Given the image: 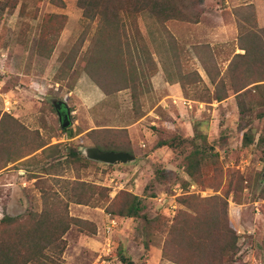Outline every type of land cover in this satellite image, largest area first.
<instances>
[{
  "label": "rangeland",
  "instance_id": "1",
  "mask_svg": "<svg viewBox=\"0 0 264 264\" xmlns=\"http://www.w3.org/2000/svg\"><path fill=\"white\" fill-rule=\"evenodd\" d=\"M0 1L16 4L0 10V120L12 118L0 130V220L40 212L45 197L58 195L87 222L66 234L61 264H123L122 255L133 264H264V89H254L264 82L235 94L231 82L244 80L246 67L230 69L250 48L261 65L252 74L264 77V0H179L186 18L121 12L118 25L85 19L79 0ZM83 81L104 96L80 88ZM53 99L69 105L66 128ZM112 139L130 143L136 161L85 158L83 149ZM193 153L204 188L185 171ZM191 181L206 191L205 215L183 207L188 233L171 243L183 218L170 220L164 199ZM95 187L107 195L96 204L71 199ZM122 194L144 210L116 218L108 253L107 208Z\"/></svg>",
  "mask_w": 264,
  "mask_h": 264
},
{
  "label": "trees",
  "instance_id": "2",
  "mask_svg": "<svg viewBox=\"0 0 264 264\" xmlns=\"http://www.w3.org/2000/svg\"><path fill=\"white\" fill-rule=\"evenodd\" d=\"M52 3L64 5L63 0H52ZM15 5L16 4L13 2L4 3L0 1V10L15 8ZM78 5L83 10L85 19L88 20L100 16L103 18L105 17L109 22L108 24L117 25L119 23L118 16L121 12H127L128 16L134 20L143 13H149L153 18L163 23L187 17V12L179 8V6L182 5L179 0H79ZM243 50H245V54H237L230 68L236 72L242 67H246L245 73L247 76L244 75V80L237 79L231 82L233 87L232 91L239 95L241 94L240 92L247 93V91H249V86L264 82L263 76L257 78L252 74V70H254V68L258 69L261 65L252 62L253 59L250 58L251 49L243 48ZM240 61L242 65L235 67ZM261 69H264V65H262ZM90 73L92 74V72ZM248 74H250V76H248ZM212 83L214 84L215 81ZM223 83H221V85L225 87L226 84ZM219 85L220 83L217 84V87ZM260 88L264 89V85L254 86L256 91ZM134 97L133 95V99H135ZM224 99L225 98H223L220 93L215 96V100L222 101ZM135 105L137 104L135 103ZM4 117H6L3 118L4 120H0L1 132L3 130L4 121L12 119L7 115ZM246 140L248 142L251 141L247 136ZM103 143L104 145H101L100 142H98V145H95V147L103 152H126L131 154L129 150V148L132 150L130 143L124 148H121L122 144L113 139L104 141ZM162 145L166 144H161V146ZM84 161L88 160L84 159ZM185 169L190 178L198 182L201 188H204L202 184H204L206 180L200 172L196 153L188 157ZM190 183L184 190L188 191ZM94 189L92 194L88 193L87 190H74L71 199L78 204L88 205L90 203L96 204L100 197L107 196L104 193L105 190L99 187H95ZM201 191L205 190L201 189ZM66 194L69 195V193ZM44 199L45 204L40 212H31L22 219L4 217L0 220V264H61V258L67 247V241L65 240L66 234L71 230L72 226L80 228L87 222L71 217L68 212V205L62 197L53 195L45 197ZM205 200L206 198H202L200 195L194 193L185 194L177 198L179 208L173 220L180 221V218H183V221L181 226L177 224L171 229L169 234V241L171 243H173L178 236L187 235L188 233V223L191 216L182 210L183 207L194 214L197 213L199 216L205 215L204 209L200 205V202ZM116 205L117 209H115ZM107 210L109 212L108 215L113 218H135L139 217L144 208L138 197L122 194L110 202ZM210 229H212V227H210ZM91 232L95 234L96 228L91 230ZM193 258L195 257L193 256ZM121 262L123 264H133L123 255L121 256Z\"/></svg>",
  "mask_w": 264,
  "mask_h": 264
},
{
  "label": "built area",
  "instance_id": "3",
  "mask_svg": "<svg viewBox=\"0 0 264 264\" xmlns=\"http://www.w3.org/2000/svg\"><path fill=\"white\" fill-rule=\"evenodd\" d=\"M5 61H6V56L2 53L0 55V69H2V67H4L5 65ZM2 96V95H0ZM4 104H5V111L9 112L10 111V106H11V102L8 100V98H6L4 100ZM198 194L201 195L202 197H204V195L206 194V191H201L200 189L197 188L195 183H190L189 189L188 191L184 190V188L179 185L175 190H173L171 197L168 198V196L164 199V206L163 207H167L171 212H170V220H173L177 210L179 208V205L177 203V198L185 195V194ZM118 227V221L116 218H113L110 215H107V222L104 228V232L107 235V240H106V245H105V251H108V253H110L111 248H112V242L110 241V239L108 238V236L110 237V235L117 229Z\"/></svg>",
  "mask_w": 264,
  "mask_h": 264
},
{
  "label": "water",
  "instance_id": "4",
  "mask_svg": "<svg viewBox=\"0 0 264 264\" xmlns=\"http://www.w3.org/2000/svg\"><path fill=\"white\" fill-rule=\"evenodd\" d=\"M51 103L54 105L55 109L57 110L60 121L63 120L62 115L60 113L62 107H64V109L67 112L65 119H68V116L71 115V110L67 102L53 99ZM69 125L70 122L69 121L67 122L65 120L63 124V128H66ZM83 154L85 158H87L88 160L102 164H107V165H114V166L127 165L129 163L136 161V157L132 154L126 152H103L96 147H87L83 149Z\"/></svg>",
  "mask_w": 264,
  "mask_h": 264
},
{
  "label": "crops",
  "instance_id": "5",
  "mask_svg": "<svg viewBox=\"0 0 264 264\" xmlns=\"http://www.w3.org/2000/svg\"><path fill=\"white\" fill-rule=\"evenodd\" d=\"M84 79H86V78H84ZM90 83V82H89ZM80 88H84L86 91H87V89L89 88V90H90V94H92L93 95V97L94 96H97V97H102V96H104V92L98 87V86H91V85H88L87 86V82H81V86H80ZM74 93H76L77 95H79L80 93H79V88H77L76 90H75V92ZM88 98L90 99V100H92V96L90 97V96H88ZM83 99V98H82ZM87 105H88V103H86ZM131 129H132V126H127V130H129V131H131Z\"/></svg>",
  "mask_w": 264,
  "mask_h": 264
},
{
  "label": "flooded vegetation",
  "instance_id": "6",
  "mask_svg": "<svg viewBox=\"0 0 264 264\" xmlns=\"http://www.w3.org/2000/svg\"><path fill=\"white\" fill-rule=\"evenodd\" d=\"M56 113H57V115H58V112H57V110H56ZM60 113H61V115H62V121H60V119H59V121H60V123L63 125L64 124V122H65V120L68 122H71V115L70 116H68V119H65V117H66V115H67V112H66V110L64 109V107H62L61 108V110H60ZM72 113V112H71ZM58 118H59V116H58Z\"/></svg>",
  "mask_w": 264,
  "mask_h": 264
}]
</instances>
